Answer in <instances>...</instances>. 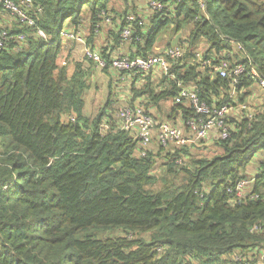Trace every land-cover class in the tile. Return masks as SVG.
<instances>
[{
	"label": "trees",
	"instance_id": "obj_1",
	"mask_svg": "<svg viewBox=\"0 0 264 264\" xmlns=\"http://www.w3.org/2000/svg\"><path fill=\"white\" fill-rule=\"evenodd\" d=\"M33 1L42 6L37 25L49 40L15 20L13 29L28 37L0 52V264H222L237 249L263 247L264 170L247 196L228 188L249 176L250 164L264 169V103L254 104L251 120L231 119V136L216 139L222 151L213 156H196L189 145H155L142 156L137 140L117 127L113 97L121 94L113 90L111 61L124 42L122 28L133 25L128 13L143 23L133 25L139 38L119 56L155 54L167 26L172 33L186 28L176 42L184 55L171 67L176 79L164 75L158 82L150 72L139 83L142 74L129 72V103L158 106L175 97L181 80L211 105L238 106L255 82L251 67L264 78V0H207L204 11L197 0H163L161 11L150 0H124L122 10L112 0ZM107 16L115 25L108 30L113 47L99 48L96 29ZM66 19L75 29L89 27L87 43L107 61L103 69L112 80L96 116L84 111L92 70L84 63L95 61L84 55L70 74L60 59ZM201 48L215 63L224 50L232 66L246 64L236 101L232 78L198 65ZM173 107L172 117L175 110L185 119L197 115L187 102ZM105 119L110 128L101 133ZM160 159L166 161L156 167Z\"/></svg>",
	"mask_w": 264,
	"mask_h": 264
},
{
	"label": "built area",
	"instance_id": "obj_2",
	"mask_svg": "<svg viewBox=\"0 0 264 264\" xmlns=\"http://www.w3.org/2000/svg\"><path fill=\"white\" fill-rule=\"evenodd\" d=\"M168 4L173 2L172 0ZM201 9L204 11L207 6V0H197ZM2 9L12 21H17V25L35 27V35L39 38L49 40L50 36L47 34L45 29L37 25V16L42 12L41 5H35L33 0H0ZM149 6L153 11H161L167 7V3L163 0H150ZM126 18L135 24L136 22L143 23V19L139 20L133 13H128ZM106 22H112V17L107 16L105 18ZM133 25H126L122 28L120 36L124 39L123 41L132 42L134 36L138 35L133 28ZM10 26V28L8 27ZM6 28L0 27V52L8 47L13 41L24 42L28 34L24 30H14L13 24L9 22ZM99 27V25H97ZM101 27V25H100ZM97 28V30L100 29ZM61 38L64 43L69 40L84 41L85 34L81 29H75L67 27L61 31ZM136 38H139L138 36ZM239 49L243 48L242 44H237ZM185 47L181 43H175L167 47L162 52L151 53L147 56H131L129 54H124L119 56L114 53L111 61V69L117 74L115 78L126 79V74L133 71L135 73L140 72L143 77L141 81H145V77L150 74V72L157 73V75L162 72L167 76L168 79H176V74L171 71L173 62L184 55ZM84 55L93 59L95 64L99 68H104L106 66V60L102 57L101 53L94 50L92 47L85 48ZM197 63L201 66H208L213 68L222 77H229L231 79L230 86V98L237 100L238 95V84L241 82V75L248 71L245 63L240 62L235 66L229 62L226 58L230 56V53L224 56V50L222 51V57L219 59L218 63L214 62L212 57L204 58V51L197 52ZM66 61H64V64ZM253 78L259 89L263 93V98H261L258 93L259 89L255 90L257 98L259 101L254 102H243L238 103V106L232 103H227L222 106H215L207 103L199 96V91L195 87L187 86L184 81L179 80L178 86L179 91L174 97V102L183 103L187 102L191 107H193L197 113L196 116L185 119V125L176 124L168 119H160L157 122L152 112H147L145 110V105L136 103L132 105L129 101H125L117 109L116 118L118 120L117 127L121 130L128 131L138 142L139 153L142 156L148 154L151 150L153 137L157 130V141L159 145L166 146L173 144L177 147L187 145L189 142L199 141L202 138H206L208 133L212 128L218 130V137L221 139H226L231 136V131L234 129L235 123L231 122V119H241L242 116H247L250 120L255 118L257 108L254 106L255 103L258 106L264 103V78L258 73L257 69L252 66ZM123 77V78H122ZM142 83V82H139ZM130 82L127 81L125 87L129 88ZM128 86V87H127ZM124 86H121L123 88ZM248 90V87H247ZM253 90V89H252ZM125 96V94H122ZM116 113V112H115ZM74 120V117H71ZM186 127L190 129L189 135H194L195 137H189L186 132ZM109 124L107 122H102L100 127V132L105 133L109 129ZM183 157L179 159L181 161ZM255 175L248 176L247 178L239 179L233 187H229L228 191L233 192L237 197H243L250 194V186L255 182L256 178L264 170L263 168L252 169ZM261 226L254 225L251 229L256 230ZM226 264H264V246L260 248L240 250L237 249L230 255L224 257ZM200 264V263H195ZM203 264H217V263H203Z\"/></svg>",
	"mask_w": 264,
	"mask_h": 264
},
{
	"label": "crops",
	"instance_id": "obj_3",
	"mask_svg": "<svg viewBox=\"0 0 264 264\" xmlns=\"http://www.w3.org/2000/svg\"><path fill=\"white\" fill-rule=\"evenodd\" d=\"M106 23V22H105ZM105 23H103V24H105ZM103 24H102V26H103ZM111 24V23H110ZM113 26H115L114 24H113ZM113 26H111V27H113ZM97 32H98V30L96 29V34H97ZM100 34H106L107 33V35L106 36H104V39L106 38L107 39V44L105 45V46H110V45H112V47H113V42H112V38H111V34L110 33H108V31H104V32H99ZM176 38H178L180 35L178 34V33H175V35H174ZM185 38H186V36H185ZM105 39V40H106ZM130 42V41H129ZM128 41H124V42H122L121 41V46H120V50H117V49H115V52L114 53H116V52H119V53H125V52H128L129 53V50H130V43H129ZM173 43V36H170V37H167L165 40H160V42H158L157 44H156V46H155V53H158V52H162L163 50H165L166 48H167V46L169 45V44H172ZM67 44V47H70L71 48V50H69V52L71 51V56L69 55V52L65 55V56H63L62 54L65 52L64 51V49H62V53H61V57H60V59L61 58H67V56L69 55L70 56V61H69V63H68V59H63L62 60V63L64 64V61H66V63L65 64H68V70L70 71L71 69H72V64H75V59H76V57H77V55H76V53H74L75 51L74 50H78V51H80V49H78V46H79V44H81V45H83L82 47H84L85 45L83 44V43H79V42H77V41H72V40H70L69 42H67L66 43ZM203 46L204 45H207V44H205V43H203L202 44ZM76 47H77V49H76ZM65 50H66V48H65ZM84 50V48H82V51ZM199 50H204L203 48H201V49H199ZM83 55H84V53H83ZM84 65H87V66H89L88 65V63L86 62V63H84ZM94 66H96L95 68L96 69H99V71L101 70V68H99L96 64L94 65ZM94 66H93V68H94ZM75 69V68H74ZM73 69H72V73H73ZM159 71H157L156 73H158ZM72 73H70V74H72ZM105 73V72H104ZM92 75V74H91ZM109 75V74H108ZM128 74H126V79L127 80H125L123 77V79H116V78H113V81L114 82H116L117 83V86H118V89L119 90H117L116 88H115V85H113L114 86V91L115 92H117V93H120L121 95H115V98L113 97V100H115V102H114V106H117V109H118V107L120 106V105H122L123 103H125V101H124V98L125 97H127L128 95H125V96H123L122 94H125L126 93V91L127 92H130V93H132V91H131V89L130 88H126V87H123V88H121V86H125L126 85V82L127 81H129L130 82V79L128 78V76H127ZM110 76V75H109ZM109 76H107V78H104V79H106V81L108 80L109 82H108V86H109V84H110V81L112 80V78H110ZM164 76V74L162 73V72H160L158 75H157V78L154 76V80H157L158 82L162 79V77ZM168 79V78H167ZM156 81V82H157ZM168 81V80H167ZM156 82H155V84H156ZM130 84H131V82H130ZM128 87V86H127ZM110 88V87H109ZM109 88L107 89V91L105 92V98L103 99V100H100V103H101V106H103L104 104H105V102H106V100H107V98H108V94H109ZM252 89L253 90H251L248 94H249V97H248V100H249V102L251 103V102H256V101H259L258 100V98H257V94H256V92H255V90H258V87L256 86V84H253V86H252ZM88 92V91H87ZM87 92L85 93V95H84V98H87V97H89V95H86L87 94ZM258 95L260 96V97H262L263 98V93H262V91L259 89V93H258ZM99 99H101V94L99 93ZM171 101H169V99H165V100H163L162 102H160L159 103V105L158 106H156V110H157V114L158 115H160L161 114V110H162V113L164 112L163 111V108H165V111H166V109H168V111H170V113L167 115L168 116V118L170 119V118H175L174 120H177L178 121V124H181V125H185V123H184V120H185V118H184V115H183V113L181 112V111H179V110H175V112H174V117H172V109H174V105L176 104L175 102H174V98H172V99H170ZM91 102H93V105L95 104V98L93 99V101L91 100ZM103 103V104H102ZM252 104H255V103H252ZM90 104L89 105H87V103H86V99H85V107H84V111H85V113L87 114V113H89V111H90ZM101 106H100V108H101ZM161 106H162V108H161ZM100 108H98V109H100ZM117 111V110H116ZM157 114H156V118H157V122L158 121H160V118L159 117H157ZM170 115V116H169ZM104 122H107L108 124H109V122L105 119L104 120ZM110 126V125H109ZM157 130H158V126L156 127V134H155V137H156V139H157ZM186 132H188L187 133V135L189 136V137H195L194 135H189V132H190V129H188L187 127H186ZM154 139V138H153ZM216 139H218V130L216 129V128H212L211 130H210V132L208 133V136L206 137V138H202L201 140V142H199V141H194V142H189L187 145H189L190 147H191V152L192 153H194L196 156H204V154L206 153L208 156H211V155H209V152H204V151H207L208 149H206L207 148V146H213V151H215V152H220V151H222V148H221V146L216 142ZM155 140H153L152 141V143L154 142ZM158 142V141H157ZM159 145V144H158ZM201 147V148H200ZM206 149V150H205ZM210 149V148H209ZM198 153H200V154H198ZM254 168V165H252V164H250V169L249 170H252Z\"/></svg>",
	"mask_w": 264,
	"mask_h": 264
},
{
	"label": "rangeland",
	"instance_id": "obj_4",
	"mask_svg": "<svg viewBox=\"0 0 264 264\" xmlns=\"http://www.w3.org/2000/svg\"><path fill=\"white\" fill-rule=\"evenodd\" d=\"M139 2H144V0H138ZM173 1V3H178L180 0H172ZM111 2H113V4H114V6H115V8H117V10H122L123 9V7H124V0H112ZM110 2V3H111ZM123 12L124 11H120L119 12V16L120 17H122L123 16ZM122 13V14H121ZM11 16H8L4 11H0V27H3L4 25H7V24H9V22L10 23H12L13 25H15V23H14V21H12V20H10L9 18H10ZM84 23H85V21H84ZM113 24H114V22L112 23V26H113ZM67 27H70V28H73L74 27V25H73V23L70 21V20H67L66 19V21H65V28H67ZM83 27V26H82ZM4 28V27H3ZM88 28L89 27H87V28H85V31H83L84 32V34L85 35H88ZM111 28V24L110 23H108V22H106L105 24H103V26L102 27H100V29L98 30V32H97V34H96V36H95V38H94V42H95V44L99 47V48H101V47H104L108 42H107V39L105 40L104 39V36H106L107 35V33L106 34H100L99 32H104L105 30L106 31H108L109 29ZM172 25L170 26H167L166 27V29L164 30V31H162V34H160V35H162L163 36V39L162 40H165L167 37H170V36H173V42H174V44L177 42V38L174 36L175 35V32L174 33H172ZM179 35H182V36H186L187 35V29L185 28V29H183V30H181L179 33H178ZM70 41V40H69ZM68 41V42H69ZM79 43H83L85 46L84 47H82L83 45H81V44H79V46H78V49H80V51H78V50H74L75 52L74 53H76V55H77V57H76V59L75 60H83V58L85 57L84 55H83V53L85 52V48H87V47H90V45L87 43V41H86V39L84 38V41H78ZM160 42V41H159ZM65 48H66V50H65ZM82 48H84V50L82 51ZM63 49H64V53L62 54L63 56H65L68 52H69V50H71V48L70 47H67V44L66 43H64L63 44ZM76 49H77V47H76ZM63 59H65L64 57L62 58V60ZM74 60V61H75ZM89 66H87V65H84L85 67L84 68H92V70H91V72H89L88 74H87V78H88V82H89V84H90V87L88 88V92H87V94L86 95H89V97H87V98H85L86 99V103H87V105H91L90 106V111H89V113H87L88 115H90V116H96L97 115V113H98V111H99V109L98 108H100V106H101V103H100V100H103L104 98H105V92L107 91V89L109 88V86H108V80L106 81V79H104V78H107V75H106V73H104L105 71H104V69H102L101 68V70L99 71V69H96L95 67L96 66H94V68L93 67H90V65L91 64H88ZM74 68H75V64H72V69L74 70ZM72 69L69 71V73H72ZM92 74V75H91ZM137 82H144V81H141V78H138V80H137ZM113 83H114V85H115V88L117 89V90H119L118 89V86H117V83L116 82H114L113 81ZM257 86V85H256ZM125 87V86H124ZM258 87V86H257ZM258 89H259V87H258ZM113 90H114V88H113ZM99 93L101 94V99H99ZM125 95H128L127 97H125L124 98V100L125 101H127L129 98H132L133 97V95H132V93H130V92H127L126 91V93H125ZM248 97H249V94L247 95V97H246V99H245V102H248L249 100H248ZM95 98V104L93 105V102H91V100L93 101V99ZM262 98V97H261ZM169 101H171L170 99H169ZM103 104V103H102ZM136 104V103H135ZM146 108V107H145ZM157 108H156V106H151L149 109H145V110H147V112L149 113V112H152V114L153 115H155L156 116V114H157V110H156ZM117 110V109H116ZM163 113H162V110H161V114L160 115H158L157 114V117H159L160 119H168V120H170L171 122H173V123H176V124H178V121L177 120H174L175 118H168V114L170 113V111H168V109H166V111H165V108H163ZM115 114H117V111H116V113ZM156 133V132H155ZM154 139L153 140H155L153 143H152V146L151 147H154L155 145H157L158 146V142H157V139H156V137H155V135H154V137H153ZM170 145H173V144H169V145H166V147L168 148V146H170ZM184 146V145H183ZM201 148V147H200ZM210 148V149H209ZM206 149H208L207 151H204V152H209V155H211V156H213V154L215 155L216 153H218V152H215V151H213V146H207V148ZM205 149V150H206ZM264 149H261L260 151H263ZM221 152V151H220ZM198 154H200V153H198ZM204 156H208L206 153L204 154ZM258 156V154L256 155V157ZM165 161H166V159H164ZM164 160H161L160 159V163L156 166V167H160L161 165H162V163L163 162H165ZM257 168V166H255V169ZM159 170V169H158ZM248 175L249 176H252V175H255V172L253 171V170H249V172H248ZM100 234H102V232H100ZM219 263H221V261H219ZM222 264H226L225 262H223Z\"/></svg>",
	"mask_w": 264,
	"mask_h": 264
}]
</instances>
